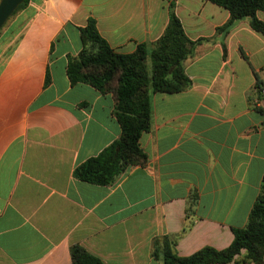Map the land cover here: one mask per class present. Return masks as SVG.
Returning <instances> with one entry per match:
<instances>
[{"label":"crops","instance_id":"obj_1","mask_svg":"<svg viewBox=\"0 0 264 264\" xmlns=\"http://www.w3.org/2000/svg\"><path fill=\"white\" fill-rule=\"evenodd\" d=\"M175 13L188 39L212 40L186 62L187 90L151 95L147 161L110 186L74 177L120 127L110 94L70 84L68 58L89 17L119 54L155 42L167 3L29 0L2 29L0 264H72V246L102 264H162L163 237L188 257L226 249L245 227L264 175V37L247 20L216 35L229 13L204 0H177Z\"/></svg>","mask_w":264,"mask_h":264},{"label":"trees","instance_id":"obj_2","mask_svg":"<svg viewBox=\"0 0 264 264\" xmlns=\"http://www.w3.org/2000/svg\"><path fill=\"white\" fill-rule=\"evenodd\" d=\"M28 1L8 21L25 9ZM164 1L168 23L162 35L151 44H138L130 54L115 52L98 33L94 18L89 17L86 25L79 28L81 50L68 58V80L72 85L85 84L101 94H110L114 101L113 115L120 127L116 141L75 169L74 177L81 182L110 186L128 167L145 165L147 158L139 140L150 128L151 95L187 90L191 83L185 74V64L194 57L198 45L212 40L188 39L175 13L177 0ZM204 1L229 13L228 21L216 29V35H227L238 22L247 20L251 29L264 37V23L256 17L257 12L264 10V0ZM192 207L193 204L188 206L187 216ZM175 245L174 239L163 237L155 241L153 256L162 264H262L264 175L245 227L233 230V240L226 249L204 247L188 257H179ZM70 259L72 264H102L78 246L70 248Z\"/></svg>","mask_w":264,"mask_h":264},{"label":"water","instance_id":"obj_3","mask_svg":"<svg viewBox=\"0 0 264 264\" xmlns=\"http://www.w3.org/2000/svg\"><path fill=\"white\" fill-rule=\"evenodd\" d=\"M25 0H0V30Z\"/></svg>","mask_w":264,"mask_h":264},{"label":"built area","instance_id":"obj_4","mask_svg":"<svg viewBox=\"0 0 264 264\" xmlns=\"http://www.w3.org/2000/svg\"><path fill=\"white\" fill-rule=\"evenodd\" d=\"M261 93H262V95L264 96V89H263V90H261Z\"/></svg>","mask_w":264,"mask_h":264},{"label":"rangeland","instance_id":"obj_5","mask_svg":"<svg viewBox=\"0 0 264 264\" xmlns=\"http://www.w3.org/2000/svg\"><path fill=\"white\" fill-rule=\"evenodd\" d=\"M8 22H10V21H7V22H6L5 27L7 26ZM5 27H4V28H5ZM3 30H4V29H3Z\"/></svg>","mask_w":264,"mask_h":264}]
</instances>
